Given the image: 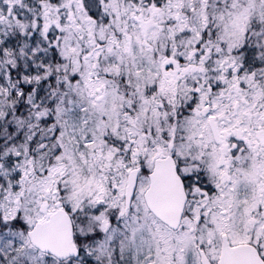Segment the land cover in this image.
Here are the masks:
<instances>
[{"label": "snow or ice", "instance_id": "1", "mask_svg": "<svg viewBox=\"0 0 264 264\" xmlns=\"http://www.w3.org/2000/svg\"><path fill=\"white\" fill-rule=\"evenodd\" d=\"M0 264H264V0H0Z\"/></svg>", "mask_w": 264, "mask_h": 264}]
</instances>
